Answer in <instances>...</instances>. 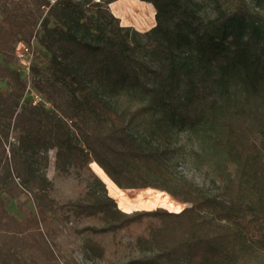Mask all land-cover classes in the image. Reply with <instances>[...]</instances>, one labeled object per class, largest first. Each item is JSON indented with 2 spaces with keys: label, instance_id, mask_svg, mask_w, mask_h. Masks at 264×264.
<instances>
[{
  "label": "trees",
  "instance_id": "1",
  "mask_svg": "<svg viewBox=\"0 0 264 264\" xmlns=\"http://www.w3.org/2000/svg\"><path fill=\"white\" fill-rule=\"evenodd\" d=\"M149 1L157 9V24L144 33L131 34L129 27L119 25L109 31L84 9L91 0H66V21L54 27L44 22L34 57L39 44L55 82L48 86L41 81L35 89L52 109L30 101L20 104L26 84L10 64L18 42L32 43L34 21L5 11L0 21V83L6 81L10 90L0 95V110L10 118L16 115L20 135L9 159L13 168L0 175V192L11 199L31 194L35 210L19 219L0 195V264H31L9 236L24 235L37 246L52 238L55 222L71 232L69 216L50 194L53 181L36 160L39 152L52 147L75 166L96 161L121 188H158L190 204L178 212L163 207L123 211L92 171L94 181L86 184L83 201L75 203L74 217L98 218L101 224L77 232L130 233L134 240L125 246L138 255L117 264H252L249 245L264 251V190L257 201L239 193L227 195L153 143L170 111L212 95L220 79L250 57L246 37L261 38L263 25L249 15L245 0H239L233 13L217 5V15L209 19L178 0ZM72 126L80 138L74 137ZM262 128L264 83L255 84L244 100H227L213 146L235 158L257 153ZM257 164L264 179V155ZM82 248L91 259L106 258L107 248L98 240L87 238Z\"/></svg>",
  "mask_w": 264,
  "mask_h": 264
},
{
  "label": "rangeland",
  "instance_id": "2",
  "mask_svg": "<svg viewBox=\"0 0 264 264\" xmlns=\"http://www.w3.org/2000/svg\"><path fill=\"white\" fill-rule=\"evenodd\" d=\"M178 1L189 8V11L194 10L197 15L204 19L217 15V5H220L222 9L229 13H233L237 10L239 4V0ZM65 2L66 0H0V21L6 10L14 11L18 15L32 17L35 30V37L33 38L35 47L38 39L44 33L45 21L50 27L62 25L66 21L63 14ZM245 3L249 15L263 25L261 38L246 37L251 44L250 57L242 62L232 75L220 79L214 87L212 95L197 99L188 107L175 108L170 111L153 143L154 147L165 150L173 162L180 163L187 170L196 172L200 180L210 184L213 189L224 191L227 195L239 193L251 201H257L264 190V179L258 173L257 164L258 159L264 155V128L260 129L257 135V153L244 154L235 158L229 156L224 149L213 146L214 139L220 135L222 129L223 118L227 112V100L229 98L244 100L255 84L261 85L264 83V0H245ZM113 8L115 7L108 6L106 2L94 3L91 1L89 5H84L86 12L94 16L95 19L99 18L101 23L106 24L109 31L113 25H119L120 27H129L131 34L134 31L144 33L157 24V9L155 6V19L152 22L148 19L151 17L148 10H139L138 7L133 8L131 12H128L129 21H124L123 17L120 18L114 13ZM143 11H146L147 16ZM35 55L30 73L20 70L16 56L10 64L12 69L18 68L21 71L20 77L26 84L20 102L21 105H26L30 101V95H26L28 87L35 89L36 84L41 81L48 86L53 85L55 82L44 49L39 44ZM1 61L2 57L0 56ZM34 67L37 71L34 70ZM9 90L10 87L6 81L0 83V95L8 94ZM43 98L44 101L38 105L52 109L51 103L47 106L46 102L49 101L44 95ZM0 119L1 175L6 173L8 167L13 168V164L9 159L11 158L12 148L19 143L20 130L15 126L16 115L10 118L8 113L0 110ZM71 128L74 137L80 138L79 133L74 131V127ZM4 148L5 152H3ZM58 151V147H52L46 152H39L36 155V160L42 171L53 181L54 185L50 194L58 200L59 209L69 216L68 225L71 232L61 230L59 223L55 222L52 228L54 230L53 236L48 238L47 243L42 241V244L33 246L30 238L24 235L17 238L8 235L12 246L19 251V255L25 257L31 264H117L131 256L138 255L137 251L133 252L125 246L126 242L134 240L130 233L123 232L120 235H114L88 230L81 233L77 232L89 225L99 226L101 224L98 218L81 217L76 219L73 211L75 203L84 199L87 189L86 184L89 181H94L92 172L94 170L91 164L89 167H80L69 163V160H65V157H62L63 155L60 156ZM12 173L18 183L20 180L17 177V172L13 170ZM137 189H142V191H134L132 194L136 195L143 192V194L154 196V193H156L154 189L162 190L153 187ZM164 192L168 194L170 199L174 200L175 204H180L182 209L190 206L188 203L176 200L167 191ZM0 195L5 198L9 212L19 219H23L35 210L31 194L22 195L16 199H11L2 192H0ZM114 199L116 200V198ZM116 202L118 204L117 200ZM159 207L163 206H156L151 209H135L133 211L152 210ZM163 208L172 211L169 208ZM87 238L98 240L107 248L106 258L94 260L86 255L82 250V245ZM121 239L123 243L120 242ZM247 254L252 264H264V251L258 249L255 245H249Z\"/></svg>",
  "mask_w": 264,
  "mask_h": 264
},
{
  "label": "bare ground",
  "instance_id": "3",
  "mask_svg": "<svg viewBox=\"0 0 264 264\" xmlns=\"http://www.w3.org/2000/svg\"><path fill=\"white\" fill-rule=\"evenodd\" d=\"M124 11L131 12L132 7L127 5ZM152 13L154 16L155 12L152 11ZM125 15L126 16L122 19H124V21H129L127 17L128 14ZM91 167L95 173L106 183L109 194L116 198L119 207L126 212H131L135 209H151L156 206H163L169 208L172 211L182 210L181 205L175 204L174 200L170 199L168 194L162 190L154 189L156 191L154 196H150V194H143V192H139L138 194L134 195L132 194L134 191H142V189L119 187L96 161L91 162Z\"/></svg>",
  "mask_w": 264,
  "mask_h": 264
},
{
  "label": "built area",
  "instance_id": "4",
  "mask_svg": "<svg viewBox=\"0 0 264 264\" xmlns=\"http://www.w3.org/2000/svg\"><path fill=\"white\" fill-rule=\"evenodd\" d=\"M79 1V0H74ZM94 3H107L108 6H112L113 3L121 1V0H91ZM150 2L149 0H139ZM15 56L20 65V70L25 73H30L32 67V61L34 57V43H26L23 41L18 42L15 48ZM26 95H30L29 99L32 105H38L44 101L43 94L31 87H28ZM46 102V101H45ZM47 106L50 105L49 102H46Z\"/></svg>",
  "mask_w": 264,
  "mask_h": 264
},
{
  "label": "crops",
  "instance_id": "5",
  "mask_svg": "<svg viewBox=\"0 0 264 264\" xmlns=\"http://www.w3.org/2000/svg\"><path fill=\"white\" fill-rule=\"evenodd\" d=\"M127 5H130L132 9L138 7L139 10H148L149 14H151V17H149L148 15L149 17L148 19L150 20V22H152L155 19L152 13V11L154 12V9H155L153 3H148L146 1L144 2V1H139V0H121V1L113 3L112 7H115L113 8V10L117 16H119L120 18L122 17L124 18L126 16L125 14H128V11H124ZM143 12L145 13L146 11H143Z\"/></svg>",
  "mask_w": 264,
  "mask_h": 264
}]
</instances>
